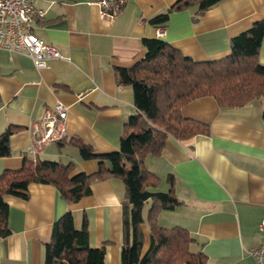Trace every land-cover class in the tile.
I'll return each instance as SVG.
<instances>
[{
	"label": "crops",
	"instance_id": "1",
	"mask_svg": "<svg viewBox=\"0 0 264 264\" xmlns=\"http://www.w3.org/2000/svg\"><path fill=\"white\" fill-rule=\"evenodd\" d=\"M96 1L34 0L45 14L32 25L33 34L63 57L47 60L48 70L36 68L25 51L0 49V135L16 129L10 156L0 158V174L19 169L24 153L95 173L97 161L82 160L68 141L78 138L98 153L119 149L124 125L137 111L131 87L116 85L114 71L143 58L144 39H160L196 61L215 60L229 54L233 37L264 18V0H222L199 16L196 6L171 12L158 37L150 20L177 0H127L111 23L102 20ZM258 62L264 65V39ZM58 102L67 108L65 139L31 154L33 124ZM263 111L261 100L221 108L213 97L197 98L181 114L208 125L209 134L184 141L168 137L160 155L144 159L159 180L151 190L171 188L179 202L158 214L157 225L186 229L195 240L190 251L203 252L206 264H258L249 251L264 238L258 230L264 215ZM124 194L122 181L108 178L91 184V193L73 204L52 185L37 183L29 184L26 200L4 197L10 234L0 239V264H43L53 224L68 211L76 228L86 220L88 244L104 246L105 264H120ZM149 230L146 222V237Z\"/></svg>",
	"mask_w": 264,
	"mask_h": 264
},
{
	"label": "trees",
	"instance_id": "2",
	"mask_svg": "<svg viewBox=\"0 0 264 264\" xmlns=\"http://www.w3.org/2000/svg\"><path fill=\"white\" fill-rule=\"evenodd\" d=\"M221 1L177 0L150 23L164 29L171 12L196 6L199 16ZM263 39L264 18L231 39L229 54L205 61H196L160 39H144L143 58L130 68L114 71L116 85L131 87L137 111L124 125L119 149L98 153L80 139H70L68 143L77 148L82 160L97 161L98 170L92 174L77 172L72 162L37 160L24 153L19 169L0 174V239L10 234L4 197L26 200L29 184L37 183L52 185L63 201L73 204L91 193L94 182L114 178L125 187L120 264H206L203 252L190 251L195 240L186 229L157 225L158 214L179 202L171 188L167 192L151 190L158 187L159 180L144 167V159L160 155L168 137L184 141L209 134L208 125L182 116L181 108L190 101L209 96L221 108L242 107L255 100L264 103V65L258 62ZM15 130L9 127L0 135V158L10 156L9 139ZM64 139L63 135L57 142L62 144ZM168 183L172 185V177ZM147 202L150 207L145 218L142 211ZM146 222L150 225L147 248ZM43 264H105V248H90L86 220L82 218L76 228L68 211L53 224Z\"/></svg>",
	"mask_w": 264,
	"mask_h": 264
},
{
	"label": "built area",
	"instance_id": "3",
	"mask_svg": "<svg viewBox=\"0 0 264 264\" xmlns=\"http://www.w3.org/2000/svg\"><path fill=\"white\" fill-rule=\"evenodd\" d=\"M127 0H97L100 17L111 23L122 11ZM45 12L34 6V0H0V49L25 51L38 69L48 70L47 60L62 59L61 53L53 46L45 44L35 34L32 25L43 18ZM156 35L162 36L163 29H157ZM66 106L58 102L45 112L40 123L32 126L33 142L29 152L34 154L44 144L56 142L64 135ZM258 230L264 234V215ZM258 264L264 260V238L258 247L249 251Z\"/></svg>",
	"mask_w": 264,
	"mask_h": 264
},
{
	"label": "rangeland",
	"instance_id": "4",
	"mask_svg": "<svg viewBox=\"0 0 264 264\" xmlns=\"http://www.w3.org/2000/svg\"><path fill=\"white\" fill-rule=\"evenodd\" d=\"M146 207H148V204H146V205L144 206V210H145ZM148 244H149V242H148V237H146V238H145V247H146V248H147Z\"/></svg>",
	"mask_w": 264,
	"mask_h": 264
}]
</instances>
